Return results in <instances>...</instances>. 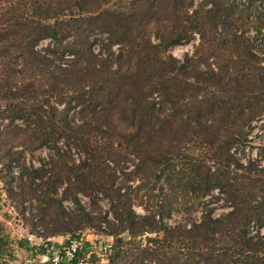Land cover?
<instances>
[{"label":"trees","instance_id":"trees-1","mask_svg":"<svg viewBox=\"0 0 264 264\" xmlns=\"http://www.w3.org/2000/svg\"><path fill=\"white\" fill-rule=\"evenodd\" d=\"M209 34L226 65L203 54ZM260 36L264 0H0L2 170L21 168L18 195L35 194L50 227L45 246L0 229V262L17 246L19 264H53L38 259L50 239L94 230L114 239L107 264H264V163L238 152L264 118ZM196 38L183 61L168 54ZM15 146L50 157L31 168ZM79 243L69 264L94 256Z\"/></svg>","mask_w":264,"mask_h":264},{"label":"rangeland","instance_id":"rangeland-1","mask_svg":"<svg viewBox=\"0 0 264 264\" xmlns=\"http://www.w3.org/2000/svg\"><path fill=\"white\" fill-rule=\"evenodd\" d=\"M202 2L197 1L196 6H200ZM255 11V9H253ZM258 11V8L257 10ZM251 14L256 15V13L252 12ZM254 16H252L253 18ZM251 18V19H252ZM250 19V22H251ZM251 26V24L247 23L245 25V28ZM251 30V34H252ZM248 32L247 35H251ZM210 35V34H209ZM214 35H210V40L214 42L213 45H208L205 48V51L203 54L210 53L211 51L216 50V54L211 58L209 63L213 64L215 67L218 65H226L227 61L229 59L230 55V49L222 44L221 38L218 37L217 39H214ZM252 37H254L252 35ZM262 36L257 40L255 43L256 51H259L264 49L263 41L261 40ZM199 41L196 40L191 42L190 44H185L182 46H177L173 49H171L168 54L173 56L179 61H183L187 55H191L196 51V48L201 43H198ZM198 44V45H197ZM200 47V46H199ZM100 48V47H99ZM98 52V48L95 50ZM106 57L105 55L103 56ZM111 60V59H109ZM71 64V63H70ZM77 119L81 120L82 116L79 114H76ZM1 122V121H0ZM5 123H0V130L5 129L4 126ZM250 134V133H249ZM1 148V143H0ZM13 151L15 152H21L25 163L28 167L31 168H38L42 164L43 159H48L50 157L49 150L47 149H39L34 154L26 150L23 146H15ZM194 152V151H193ZM240 153L239 158L243 159H254V160H260L262 163H264V118L260 119L258 122L254 123V128L252 130V134L249 136V141L247 144L246 149L238 151ZM78 151L74 152V160L76 162H79V154H77ZM199 153V150H196L195 155ZM2 164L3 161L0 160V229L3 230L1 233L5 236H8V238L11 241L17 242L19 240H25L30 243V245L33 246H45V236L48 234L49 230V219L44 217L42 211L40 210L39 205V198H37L34 195L25 194L24 197L19 196L20 193V182L17 180L21 168L18 165L12 166V174L10 178H7L8 170L7 168H3L2 170ZM132 167V166H131ZM2 170V171H1ZM9 177V176H8ZM9 180L12 181V184L9 186ZM41 180H37L36 185H39ZM28 186V185H27ZM164 186V185H163ZM13 190L12 194H10V189ZM29 187V186H28ZM34 189V188H33ZM41 190V187L40 189ZM15 192V193H14ZM39 193V192H38ZM64 188L60 189L58 197L62 198L64 197ZM145 194V191L141 193ZM96 198V202L98 203V207L102 209L104 212L110 211V203L107 199H105L103 196ZM82 202L83 204L90 208L92 205V198H87L82 196ZM138 203V202H137ZM217 207V214L225 212L226 206L224 202H219L218 204L215 203ZM64 206L67 210L74 209V205L70 200H65ZM226 209V210H225ZM136 210L138 213L142 214L144 211L143 206H137ZM202 209H199L195 212L194 218L198 219L201 215L200 212ZM183 214L175 213L170 219L169 222L174 224L180 219H182ZM106 231V230H105ZM77 239V241H82L83 245L86 246L87 250L90 253H94V256L91 259L90 264H107L108 260L106 258L102 259V255L104 254V248L108 246L109 244L113 243V238L110 236H107L105 233H99L94 230H86L85 232L81 234H75V235H66V236H57L55 238L50 239L52 243V249L50 251V254L47 257H50L51 254L59 253L63 247L67 245V243L72 240ZM14 257L16 260L12 261L9 264H19L20 261H23V259L28 256V252L20 249L19 247H14ZM38 259L42 260L43 256H38ZM106 259V260H105ZM8 262L1 261L0 264H7ZM29 264V263H26Z\"/></svg>","mask_w":264,"mask_h":264},{"label":"built area","instance_id":"built-area-1","mask_svg":"<svg viewBox=\"0 0 264 264\" xmlns=\"http://www.w3.org/2000/svg\"><path fill=\"white\" fill-rule=\"evenodd\" d=\"M48 43L49 41H42L38 45L37 49L39 50L43 49L44 47L48 45ZM69 59L70 60L73 59V56L72 55L66 56V60H69ZM79 246H80L79 241H77V239H72L67 243L65 247L62 248V250L59 253L51 254L50 260L52 261L53 264H69L76 258V254L79 250ZM111 249H112V244H109L108 246H106L103 250L104 254L102 255L101 258L107 259V255L110 253ZM78 264H90L89 257L87 256L81 259Z\"/></svg>","mask_w":264,"mask_h":264},{"label":"crops","instance_id":"crops-1","mask_svg":"<svg viewBox=\"0 0 264 264\" xmlns=\"http://www.w3.org/2000/svg\"><path fill=\"white\" fill-rule=\"evenodd\" d=\"M48 260V257L43 256L42 262H46Z\"/></svg>","mask_w":264,"mask_h":264}]
</instances>
